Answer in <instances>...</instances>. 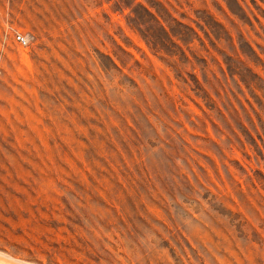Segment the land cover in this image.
I'll use <instances>...</instances> for the list:
<instances>
[{
  "label": "rangeland",
  "instance_id": "obj_1",
  "mask_svg": "<svg viewBox=\"0 0 264 264\" xmlns=\"http://www.w3.org/2000/svg\"><path fill=\"white\" fill-rule=\"evenodd\" d=\"M0 253L264 264V0H0Z\"/></svg>",
  "mask_w": 264,
  "mask_h": 264
},
{
  "label": "bare ground",
  "instance_id": "obj_2",
  "mask_svg": "<svg viewBox=\"0 0 264 264\" xmlns=\"http://www.w3.org/2000/svg\"><path fill=\"white\" fill-rule=\"evenodd\" d=\"M1 256H0V264H22L24 263V262H18L17 260L14 261V260L6 259V258H3V256L2 257Z\"/></svg>",
  "mask_w": 264,
  "mask_h": 264
},
{
  "label": "built area",
  "instance_id": "obj_3",
  "mask_svg": "<svg viewBox=\"0 0 264 264\" xmlns=\"http://www.w3.org/2000/svg\"><path fill=\"white\" fill-rule=\"evenodd\" d=\"M15 40H16L17 44H19V45H25L26 44V40L22 35H16Z\"/></svg>",
  "mask_w": 264,
  "mask_h": 264
}]
</instances>
